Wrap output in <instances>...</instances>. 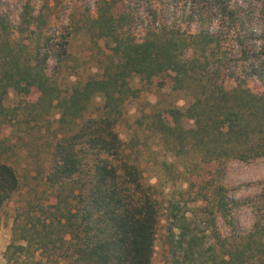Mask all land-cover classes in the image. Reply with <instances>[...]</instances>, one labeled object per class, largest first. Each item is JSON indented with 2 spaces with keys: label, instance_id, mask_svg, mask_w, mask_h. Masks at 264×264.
Returning <instances> with one entry per match:
<instances>
[{
  "label": "trees",
  "instance_id": "trees-1",
  "mask_svg": "<svg viewBox=\"0 0 264 264\" xmlns=\"http://www.w3.org/2000/svg\"><path fill=\"white\" fill-rule=\"evenodd\" d=\"M138 1H96V16H86L83 24L98 44L105 40L108 53L100 75L76 80L67 94L50 80L47 67L50 60L67 56L69 27L55 36L26 4L19 31L32 40L25 43L13 35L18 27L13 29L0 13V124L17 116V107L5 104L9 90L28 95L35 89L38 99L27 106L59 110L44 197L39 198L46 208L42 201L28 204L70 236L68 246L60 247L65 264H152L160 205L131 157L133 137L125 142L116 130L125 100L137 95L129 85L132 76L161 97L177 92L189 98L183 110L153 108L144 115L158 141L186 170L207 165L222 174L230 160L264 157V0H183L176 19L154 7L153 0H140L149 2L145 17L134 8ZM192 25L198 28L191 31ZM139 26L143 35L136 39L132 30ZM19 188L17 172L0 158V211ZM211 190L203 195L210 204L202 207L204 228L218 237V214L239 239L224 263L264 264V202L253 207L256 221L243 234L234 211L247 201L230 198L223 185ZM169 214L172 262L206 264L211 248L204 247L205 231L199 235L191 228L175 203ZM36 223L27 230L38 231ZM209 264L218 263L211 259Z\"/></svg>",
  "mask_w": 264,
  "mask_h": 264
},
{
  "label": "rangeland",
  "instance_id": "rangeland-1",
  "mask_svg": "<svg viewBox=\"0 0 264 264\" xmlns=\"http://www.w3.org/2000/svg\"><path fill=\"white\" fill-rule=\"evenodd\" d=\"M96 1L0 0V13L8 17L13 29L18 27L17 31L23 28L20 14L26 4L30 6L33 14L43 16L45 20L43 27L55 36L65 33L69 27L71 34L68 37L67 56L61 62L50 60L47 67L50 80L62 94L69 93L76 80L84 81L89 76L98 77L102 71L101 63L105 53H108L106 42L102 40L99 42L101 44H98L99 39L94 40L83 24L86 16L90 18L96 16ZM153 1L154 7L167 9L165 14L171 17L169 19L179 17L180 9L183 7V0H177L178 5L173 2L175 0ZM148 3L139 0L138 4L133 6L146 17ZM147 21L148 18H145V23ZM165 21L168 23L170 20ZM197 28L196 25H192L189 29L195 31ZM132 31L136 39L143 35L140 26ZM14 33L16 39L25 43L32 40L27 31ZM129 85L137 90V95L125 100L124 111L116 124V130L125 142L133 137L135 149L131 150V157L136 159L141 167L145 182L153 185L160 205V221L152 264H176L172 262L168 242L170 233L168 227L171 224L169 209L172 203L177 205V214L179 216L185 214L191 223L190 227L199 231V235L200 231H205L204 247L211 248L206 264H209L211 259H215L218 264H225L223 259H229L225 253L232 249L235 239L237 241L239 239L218 214L216 233L219 236L204 228L202 220L205 216L202 207L210 204L204 200L203 195L205 191L210 195L213 185L218 184L225 187L230 198L246 200L245 205L234 211V222L243 234L248 233L256 221L253 207L264 202V157L249 162L230 160L222 174L207 165L197 168L195 172L192 171L193 173L186 170L180 159L169 152L161 140L158 141L144 115L153 108L178 107L183 110L188 105L189 98L177 92L161 97L155 87L143 84L136 75L130 78ZM38 96L39 93L35 89L28 95H19L9 90L5 101L9 107H17V116L11 123L0 124V137L3 138L0 158L15 169L20 188L0 211V264H65V260L60 257L62 251L60 247L63 249L68 246L70 236L56 228V221L37 212L38 210H32V205L28 204V201H32L34 205L42 201L46 208L45 199L40 201L39 198L44 197V178L48 171L51 143L54 141V131L58 127L59 117L58 109L50 108L47 112L46 108L27 106V102L34 103ZM93 101L96 105L100 99L97 97ZM183 124L189 125L185 121ZM32 215L35 218H31ZM33 221L37 222L38 231L27 230L28 227L32 228ZM177 231L175 228L173 235L177 234ZM223 239H227L225 244L221 243ZM245 264L254 263L248 261Z\"/></svg>",
  "mask_w": 264,
  "mask_h": 264
}]
</instances>
